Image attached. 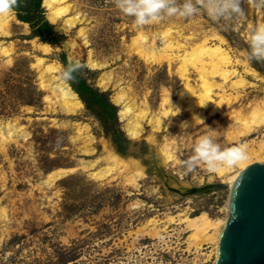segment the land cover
Here are the masks:
<instances>
[{"label": "rangeland", "instance_id": "374dc122", "mask_svg": "<svg viewBox=\"0 0 264 264\" xmlns=\"http://www.w3.org/2000/svg\"><path fill=\"white\" fill-rule=\"evenodd\" d=\"M240 7L242 16L217 21L201 10L137 27L114 0H67L56 23L42 4L66 37L60 47L33 37L13 10L0 15V264L213 263L215 242L182 220L223 219L229 190L215 186L229 189L239 168L224 177L203 165L185 174L180 162L201 135L253 150L264 141V123L245 127L264 112V60L248 58V36L264 15L252 0ZM69 17L76 20L67 28ZM166 31L177 48L146 50L162 48ZM203 45L228 54L231 78L200 69ZM64 59L85 85L108 94L116 108L109 132L82 102L70 111L48 87L53 76L70 86ZM121 91L148 109L137 137L126 132L129 116L118 115Z\"/></svg>", "mask_w": 264, "mask_h": 264}, {"label": "bare ground", "instance_id": "6f19581e", "mask_svg": "<svg viewBox=\"0 0 264 264\" xmlns=\"http://www.w3.org/2000/svg\"><path fill=\"white\" fill-rule=\"evenodd\" d=\"M66 2H67V0H42L43 6L45 7L46 10L49 11L48 17H49V20L52 23H56L57 21H59L58 18H60V15H63V14L66 13L67 8L66 9L59 8L60 6L65 4ZM53 10H55V11L53 12ZM74 20H76V18H74V17L67 18L66 21H65L66 22L65 23V27L70 28L74 24ZM168 36H169V32L168 31H166V32H164L162 34V40H163V47L162 48L156 49V48L153 47V45H150V46L148 45L146 50H149L152 53H166V51H168V50L172 51L173 48H177V47H175L173 45V43L171 41L168 40ZM218 40H219V42H222L221 38H219ZM142 43H144V44L147 43L146 39L142 38ZM223 43H224V41H223ZM203 46H205V45H203ZM205 47H203V49ZM215 47L216 48H213V49H209V48L206 47L207 49L205 48V50H203V54H200L202 56L197 55V57H200V58L203 57L202 60H200L198 58V60L201 61L200 69L204 70L205 67L210 66L212 68V71L214 70L213 73L215 72L217 74V72L219 71L218 74L223 78V80H228L229 78H231L230 75L233 74V71L228 70V66H229V64H231V59H230V57L228 56L227 53H225L224 51H222V49H220V47H218L217 45ZM41 49L43 51L47 52L48 46L42 45ZM199 51L200 50L198 49V52ZM176 57H177V55H176ZM176 57H173V58H176ZM195 63H197V61ZM195 63H194V66L196 65ZM89 64H90V66L92 68H95L97 66L96 63L94 64L93 61H90ZM197 64H199V63H197ZM200 69H198V70H200ZM44 72H45V70H44ZM206 72H208V71H206ZM185 80H187V79H185ZM50 82L51 83H49L48 87L59 96V98H60L61 102L63 103V105H65L66 107L71 108V109H68V108H66L64 106L66 110L68 109V110L71 111L74 108H83V104L81 103V101L77 97L76 93L70 88V86L66 82L60 80L58 77H55V76H53V78H52V80H50ZM240 82H242V81L240 80V81H237L236 83H240ZM203 83H204V81H203ZM185 84H187V83H185ZM205 88H202V89H205ZM207 88H209V87H207ZM122 91H124V90H122ZM122 91L119 92L117 94V97L115 98V102L117 104H120V108L118 110V115H119V117L121 119L127 118L129 116V118L127 120L128 122H127V126H126V129H127L126 132L131 137H137V135L139 134L138 125L140 123V120L141 119L143 120V118L147 115L148 109H147L146 106L143 109H139L137 107V105L132 103L133 101H131L125 94H123ZM192 91H195V90H192ZM198 95H199V93H198ZM195 99H196V97H195ZM192 101L195 102V100H192ZM195 103H197V102H195ZM195 105H197V104H195ZM151 122H152V120H151ZM263 123H264V112L259 114V115H257V117L255 119L253 118V120H251L249 122L247 121V125L245 127L247 129H250L251 127H254V125L258 126V125H261ZM11 128L12 127L9 126L8 129H7V133L9 135H11L10 134L11 131H12ZM1 137H2V139H6L5 137H3V135H1ZM244 147L246 149L247 159L244 160L242 163L237 165L238 168H239L238 172L234 176L229 178L230 179L229 182H228L229 183V189H227V190H229V193H230L231 188L233 187L235 179L239 176V173L241 171H243L246 167H248L249 165H251V164H253L255 162H260V163L264 162V141H262V143L257 145V149L256 150H253L252 148L250 149L247 144H245ZM164 152H165L167 158H172V155L169 152H167L166 150ZM228 171H230L229 168H222V169L217 171V175L221 176V177L222 176L224 177V176H226L229 173ZM64 173H66V172L63 171V172H60V173H57V174L49 176L50 180H47V183L49 181H51V180L63 175ZM183 188H184V191L187 190V188H185V187H183ZM187 191H189V190H187ZM227 208H228V200H227L226 205H225V217L223 219H212V218H210L208 216L207 213H201V214H199L197 216H193V217L185 216V218L182 220V221H184L187 224V227L190 230H192L195 233L204 234V236H206L205 238H207L208 240H213L215 242L214 243V253H213L214 254V260H213V262L216 260L217 255H218L217 246H218L219 237H220L221 232H222V230H223V228L225 226V223H226Z\"/></svg>", "mask_w": 264, "mask_h": 264}, {"label": "clouds", "instance_id": "9594fccd", "mask_svg": "<svg viewBox=\"0 0 264 264\" xmlns=\"http://www.w3.org/2000/svg\"><path fill=\"white\" fill-rule=\"evenodd\" d=\"M253 6L264 15V0H252ZM17 0H0V15L10 13ZM241 0H185L182 6L175 5V0H114L115 7L125 17L132 19L137 27H143L162 20L163 16L179 15L190 17L201 10L217 21L229 18L232 14L243 15ZM249 61L264 60V23L254 27L248 36ZM247 159L243 144L222 147L212 134L201 135L195 142L193 154L180 162L185 174L195 171L203 165L209 173L222 168H234Z\"/></svg>", "mask_w": 264, "mask_h": 264}, {"label": "water", "instance_id": "95a60500", "mask_svg": "<svg viewBox=\"0 0 264 264\" xmlns=\"http://www.w3.org/2000/svg\"><path fill=\"white\" fill-rule=\"evenodd\" d=\"M217 251L212 264H264V163L249 165L235 179Z\"/></svg>", "mask_w": 264, "mask_h": 264}, {"label": "trees", "instance_id": "16d2710c", "mask_svg": "<svg viewBox=\"0 0 264 264\" xmlns=\"http://www.w3.org/2000/svg\"><path fill=\"white\" fill-rule=\"evenodd\" d=\"M13 11L20 22L31 27L33 37H38L42 41L58 47L66 40V37L56 32L46 19L42 8V0H17ZM63 64L66 66L69 83L74 92L88 110L96 113L107 132H109V128L112 127V122L109 120L113 116L115 117L116 108L111 104L108 94L85 85L79 78V68L70 70L65 59ZM118 141L115 137V142Z\"/></svg>", "mask_w": 264, "mask_h": 264}]
</instances>
